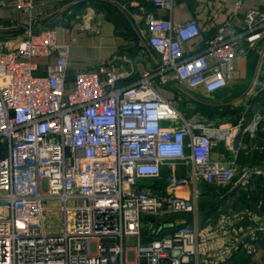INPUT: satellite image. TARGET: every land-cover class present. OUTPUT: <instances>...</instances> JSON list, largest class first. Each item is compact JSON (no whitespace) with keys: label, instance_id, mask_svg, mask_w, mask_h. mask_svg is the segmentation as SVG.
Listing matches in <instances>:
<instances>
[{"label":"built area","instance_id":"1","mask_svg":"<svg viewBox=\"0 0 264 264\" xmlns=\"http://www.w3.org/2000/svg\"><path fill=\"white\" fill-rule=\"evenodd\" d=\"M36 1L16 0L27 23L0 46V264H203L207 253L198 247L196 218H167L196 211L199 181L229 183L228 167L210 158L213 147L234 130L254 138L264 115L232 127L190 121L152 81H176L206 94L221 90L238 56L256 51L264 58V10L239 17L236 0L194 52L187 43L200 34L195 17L173 24L147 16L144 42L158 56L156 69L119 86L130 74L128 60L68 78L71 42L58 41L54 26L39 24ZM174 1L152 4L170 12ZM35 58L53 60L39 74ZM177 165L185 167L183 175ZM258 174L242 167L236 184L246 187ZM45 201L58 206L47 208ZM55 212L51 224L58 228L47 229L46 214ZM227 218L220 215L215 230L227 234ZM233 246L229 241L224 251Z\"/></svg>","mask_w":264,"mask_h":264},{"label":"crops","instance_id":"2","mask_svg":"<svg viewBox=\"0 0 264 264\" xmlns=\"http://www.w3.org/2000/svg\"><path fill=\"white\" fill-rule=\"evenodd\" d=\"M236 0H175L170 12L155 8L152 0H37L34 8L40 12V25L54 26L58 41L71 42L67 59L68 78L78 70H97L109 61L124 62L130 74L118 82L119 86L136 82L145 68H156L155 52L145 46V19L147 16L168 18L179 24L195 17L200 34L187 43L190 52L203 47L204 41L235 9ZM264 10V0H241L238 16L248 9ZM237 23L241 21L237 17ZM27 23V15L16 4V0H0V46L10 35H20ZM73 39V40H71ZM154 53V54H153ZM37 73L43 74L44 66L52 58H35ZM158 80L157 78H155ZM179 94L157 88L162 95L173 101L183 116L190 121H200L199 95L201 88L191 89L178 85ZM217 101L210 103L213 114L207 123L214 126L232 127L247 124L253 114L264 115V58L256 51L241 54L235 60L233 78L225 87L213 93ZM191 109L190 117L187 109ZM180 126V123H177ZM254 138L247 133L232 135L215 145L210 158L228 167L229 183L224 186L197 183V209L168 223L191 221L196 218L198 247L206 251L200 256L203 264H264V119ZM234 161V162H231ZM242 167L261 170L253 176L249 185L239 187L237 178ZM185 167L177 165L175 172L183 175ZM168 167H162L167 174ZM226 215L228 233L215 230L220 215ZM146 221H153L149 216ZM256 233L250 239L251 232ZM146 230H142L144 235ZM229 241L234 246L229 253L225 247ZM242 241L247 243L242 247Z\"/></svg>","mask_w":264,"mask_h":264},{"label":"rangeland","instance_id":"3","mask_svg":"<svg viewBox=\"0 0 264 264\" xmlns=\"http://www.w3.org/2000/svg\"><path fill=\"white\" fill-rule=\"evenodd\" d=\"M152 71H154V70L152 69ZM175 83H176V81H175ZM152 84L156 88L159 87V88H161L163 90L170 91L172 88H174V90L176 92L178 91V89L174 87L173 82H170V83H167V84H162L158 80L155 79V80L152 81ZM177 84L180 85L181 87L183 85L181 83H177ZM199 99H200V103H199L200 104V107H199V110H198V108H196L194 111H196V110L197 111H200V115H199L200 116L199 118L201 119L200 121H202L204 123H207V121H208L207 119H208L209 115L213 114V112L209 111V109H210L209 108V104L217 101V97H216L215 94H206V93H202L201 94L200 93ZM204 106H207V107H204ZM177 108L179 109L180 106H177ZM191 109L192 108L187 109V111H188L187 112L188 113L187 116L189 114H191ZM188 117H190V115ZM45 205H46L47 208H49V207L56 208L58 206V202L57 201H45ZM71 212H72V210L69 211V213H68L69 216H70ZM57 215H58V212H55V214H49V213L46 214V220L45 221H46V226H47L46 228L47 229H55L56 230L58 228V225H53V223L51 224V222H54L57 219ZM180 215L186 216V214H182V213H179L178 214L177 213V214L172 215L171 217L169 216L168 218L169 219H174V218H176V217H178ZM149 218L154 219V217H149ZM157 219L153 220V222H157L158 223L159 219H158V221H157Z\"/></svg>","mask_w":264,"mask_h":264},{"label":"trees","instance_id":"4","mask_svg":"<svg viewBox=\"0 0 264 264\" xmlns=\"http://www.w3.org/2000/svg\"><path fill=\"white\" fill-rule=\"evenodd\" d=\"M198 106L200 107V104H199ZM204 107H207V106H204ZM209 108H210V107H209ZM209 111L214 112V111H216V110L213 111V108L211 107V108L209 109Z\"/></svg>","mask_w":264,"mask_h":264}]
</instances>
